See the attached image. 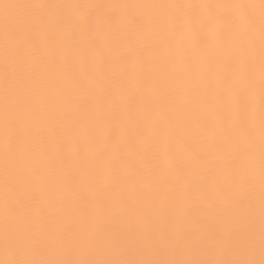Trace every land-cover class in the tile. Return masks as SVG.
<instances>
[{
	"label": "bare ground",
	"instance_id": "bare-ground-1",
	"mask_svg": "<svg viewBox=\"0 0 264 264\" xmlns=\"http://www.w3.org/2000/svg\"><path fill=\"white\" fill-rule=\"evenodd\" d=\"M97 4L135 7H72ZM262 25L261 0H0V260L7 227L32 259L259 261ZM247 68L251 139L219 108Z\"/></svg>",
	"mask_w": 264,
	"mask_h": 264
},
{
	"label": "snow or ice",
	"instance_id": "snow-or-ice-1",
	"mask_svg": "<svg viewBox=\"0 0 264 264\" xmlns=\"http://www.w3.org/2000/svg\"><path fill=\"white\" fill-rule=\"evenodd\" d=\"M38 7H53L62 8L65 5H38ZM72 7H85L94 9L110 8H132L134 5H82ZM177 10L183 8L197 9L200 7L214 8H245L249 7L244 4L231 5H169ZM261 7L264 8V0H261ZM37 23L44 24L46 18H39ZM87 22V17L85 18ZM6 46V52H7ZM22 52L21 48L16 49V54L19 56ZM243 75L248 80V87L243 91L234 90L229 84L226 91L232 97L231 104L223 103L219 106L224 113H226L225 123L230 129H237L241 136L249 139L254 137V129L248 124L252 116V96L254 90L253 69H242ZM17 121L14 119L11 110L8 106L7 96L5 102V171L4 184L6 191H13L16 187V170L12 167V161L16 155V142L14 139V129ZM259 129H260V168H261V259L256 261L254 259H234V260H196V259H175V260H87V261H61V260H43L32 259L25 257V243L18 237L9 233L7 227L4 235V246L6 252L11 258L0 260V264H264V25H262L261 38V74L259 82ZM251 145H249V148ZM35 174V171H33ZM33 199L38 198V194H32ZM32 245L35 241L31 242Z\"/></svg>",
	"mask_w": 264,
	"mask_h": 264
}]
</instances>
